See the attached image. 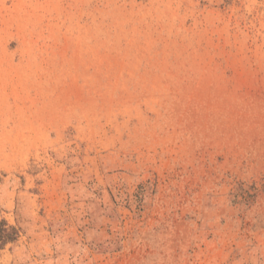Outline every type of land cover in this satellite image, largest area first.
<instances>
[{
  "label": "rangeland",
  "instance_id": "rangeland-1",
  "mask_svg": "<svg viewBox=\"0 0 264 264\" xmlns=\"http://www.w3.org/2000/svg\"><path fill=\"white\" fill-rule=\"evenodd\" d=\"M0 264H264V0H0Z\"/></svg>",
  "mask_w": 264,
  "mask_h": 264
},
{
  "label": "trees",
  "instance_id": "trees-1",
  "mask_svg": "<svg viewBox=\"0 0 264 264\" xmlns=\"http://www.w3.org/2000/svg\"><path fill=\"white\" fill-rule=\"evenodd\" d=\"M17 232L14 228H11L10 230H2V233L0 234V240L7 241V240H14L16 238Z\"/></svg>",
  "mask_w": 264,
  "mask_h": 264
}]
</instances>
